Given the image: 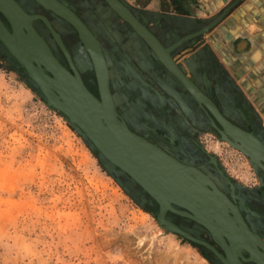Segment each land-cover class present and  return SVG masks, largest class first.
<instances>
[{
  "label": "rangeland",
  "instance_id": "1",
  "mask_svg": "<svg viewBox=\"0 0 264 264\" xmlns=\"http://www.w3.org/2000/svg\"><path fill=\"white\" fill-rule=\"evenodd\" d=\"M26 74L0 43V264H221L203 246L161 227L158 204L49 107ZM114 87L110 73L116 110L140 136L166 134L164 125L172 123L185 128L161 97L124 100L129 109ZM195 138L236 189L232 198L264 202V181L246 156L206 125ZM191 156L206 172L205 159ZM166 219L215 245L196 222L169 211Z\"/></svg>",
  "mask_w": 264,
  "mask_h": 264
},
{
  "label": "water",
  "instance_id": "2",
  "mask_svg": "<svg viewBox=\"0 0 264 264\" xmlns=\"http://www.w3.org/2000/svg\"><path fill=\"white\" fill-rule=\"evenodd\" d=\"M34 1L71 26L76 32L78 40H81L85 45L90 56L93 54L94 61L96 62V64L94 62L96 67L94 81L97 88H99L98 98L90 93L82 83V79L76 71L70 55L47 19L43 16L27 14L14 0H0V14L6 19L11 29V31L6 29L0 21V34L2 33V36L0 35V43L16 59L24 71L27 72L28 75H26L33 82V85L38 88L47 105L60 112L76 127L84 138L88 139L104 160L123 172L131 182L139 186L158 204L157 221L161 227L203 246L221 264H242L237 257L238 250L241 260L264 264V259L260 256L262 252L256 246L251 247L244 236L248 237L252 233L239 216L238 222L231 221V215L234 217L236 213L233 208L234 205L228 198L221 196L220 191L216 190L210 179L196 168H190L172 158L158 146L131 130L117 110H114L108 91L107 80L109 79L110 82V71L107 74L106 61H104L100 50V41L87 27L85 22L68 6L58 0ZM103 1L154 52L161 49V51H165L156 37L134 17L124 4L119 0ZM34 16H37L34 19L43 21L51 34L57 38L56 42L63 52L72 73L59 62L49 60L51 59V55L46 44L32 27V19L29 21ZM25 32L30 33L32 37L29 42L32 48H28V53L24 52V49H20L18 45L16 49L15 45H11L12 37L16 38L15 35L24 36ZM38 50L41 51V54L37 53ZM96 56L98 57V61ZM158 58L160 60L156 58V63L161 67L162 64L166 66L176 79L192 94L194 99L190 97L207 116L211 128L217 132L219 139L246 156L249 163L256 169L259 175L258 178L264 181V159L260 157L261 160L258 159V161L255 160L256 163H252L246 153L245 147L242 145L244 143L246 148L249 149L244 137L248 136V133L251 132L238 128L224 117L215 103L173 64L172 59L161 57V55ZM166 73L168 72L166 71ZM100 85H102V90L100 89ZM184 92L186 91L184 90ZM197 101L200 103H197ZM212 118L215 119L216 124L212 123ZM260 141L264 144L262 140ZM262 156L264 157V150ZM208 158H210V161L215 166V158ZM188 170L193 173L188 172ZM218 172L223 175L222 171L219 170ZM197 175L210 187L200 183L197 180L198 178H196ZM226 180L229 182L227 178ZM231 196L234 197L233 191L231 192ZM216 197L222 199V204L228 206L230 212L227 208L222 209V205H219ZM208 210L218 214L216 220L209 218ZM167 211L186 217L197 224H202L211 233L212 237H210L213 243L216 246L217 244L219 245L221 253L214 245L193 237L188 232L168 221L165 217ZM259 247L260 249H264L261 243ZM241 251L249 257L245 258L240 254Z\"/></svg>",
  "mask_w": 264,
  "mask_h": 264
},
{
  "label": "crops",
  "instance_id": "3",
  "mask_svg": "<svg viewBox=\"0 0 264 264\" xmlns=\"http://www.w3.org/2000/svg\"><path fill=\"white\" fill-rule=\"evenodd\" d=\"M119 1L162 46L173 49L172 59L224 117L264 142V0ZM63 2L100 41L112 92L124 106L131 109L124 100L134 97H161L182 118L178 125L202 130L204 112L103 0Z\"/></svg>",
  "mask_w": 264,
  "mask_h": 264
},
{
  "label": "flooded vegetation",
  "instance_id": "4",
  "mask_svg": "<svg viewBox=\"0 0 264 264\" xmlns=\"http://www.w3.org/2000/svg\"><path fill=\"white\" fill-rule=\"evenodd\" d=\"M14 1L27 14L39 15V16H43L47 19V21L49 22L52 29L58 35V37H59L60 41L62 42L64 48L67 50L68 54L70 55V58H71L73 64L75 65V67L77 66V62H78V64L81 66V68L86 70V72L89 74V78H87V76L84 73L80 74L81 79H82L83 83L85 84L86 88L88 89V91L90 93H92L95 97L98 98L97 85L96 84L94 85L92 83V79H94V71L91 68V63H90L91 60L89 57L85 56L84 48H83L80 40H78L77 34L74 31V29L71 26H69L65 21H63L61 18L53 15L50 11L41 7L34 0H14ZM58 1L65 4L66 6H68L78 16L77 12H75V10L73 9L72 6L63 2V0H58ZM110 10H112V9L110 8ZM0 21L4 24L6 29L11 31L8 22L6 21V19L1 14H0ZM31 25L34 28V30L36 31V33L49 46L51 52L53 53L55 58L58 60V62H60L63 66H65L67 68V70L69 72L72 73L71 69L69 68V66L67 64V60H66L63 52L61 51V49L59 48V46L56 42L57 38L51 34V32L49 31V29L47 28L45 23L43 21H41L40 19H34L31 21ZM87 27L89 28L88 25H87ZM26 34H29V33H26ZM27 40H28V37H27ZM69 42L71 43V47H69V44H70ZM177 43L172 48H175ZM79 55H81V59L83 57L81 62L78 58ZM164 69L167 72H169L165 67H164ZM175 80H176L175 82H177V84H179V82L177 81L176 78H175ZM179 86H181V85L179 84ZM181 88H183V87L181 86ZM183 90H185V89H183ZM189 96H191V94H189ZM172 125H173L172 128L169 125H164L165 126L164 130L166 131V134L165 133L161 134L160 132H157L156 134L148 133V137H145L142 135L141 136L144 137L145 139L149 140L150 142H152L153 144H155L156 146H158L162 150L168 152L170 155L178 158L183 163L191 164L190 163L191 159H192L191 155H194V157L197 158L198 160L201 157H203L206 161L203 165V166H205L206 172L208 174H210L212 177L216 176L218 178V179L216 178L218 180V183H221L222 187L218 183H216V181L214 183L217 186H219L221 188V190L228 197H230L232 199L234 204L238 207L243 220L246 222V224L248 225L250 230L253 231L259 238L264 240V230L262 232H260V231L258 232L257 225H256L259 223V224L263 225V228H264V202L253 200L254 203L251 202L249 204L248 202L244 203L242 201H238V200H235L234 198H232V196H231L232 188H233V192L236 190V189L234 190V186L226 180V177L224 175H221L218 172L220 170L218 163H216V165L214 166V164H212L213 162L210 161V158H206L205 156H203V154L201 153V151L199 149L201 146L198 144L197 139L195 138V135L201 130L198 131L196 129H190V128L183 129L182 126L177 127L174 123H172ZM204 125L208 126L210 129H212L210 123L208 122L207 116L205 118ZM194 132H196V133H194ZM197 152H199L198 155H196ZM202 171L205 172V170H202ZM201 228L204 229L203 227H201ZM191 235L195 238L198 237V236H195L194 234H191ZM244 254L246 257H248V255L246 253H244Z\"/></svg>",
  "mask_w": 264,
  "mask_h": 264
},
{
  "label": "bare ground",
  "instance_id": "5",
  "mask_svg": "<svg viewBox=\"0 0 264 264\" xmlns=\"http://www.w3.org/2000/svg\"><path fill=\"white\" fill-rule=\"evenodd\" d=\"M37 16H34V17H31L30 18V20L29 21H31V19L33 20L34 18H36ZM218 20V19H217ZM216 20V21H217ZM215 21V22H216ZM214 22V23H215ZM1 36H2V33L0 34ZM138 35V34H137ZM0 36V37H1ZM15 37L16 38H13L12 37V43H11V45L13 44V45H15V49L16 48H18L17 47V45L20 47V49H24V52H26V53H28V48L30 49V48H32V45L29 43L30 42V40H31V35H30V33L29 34H24V36L23 35H19V36H16L15 35ZM27 37H28V40H27ZM158 39V38H157ZM43 40V39H42ZM80 42H81V40H80ZM45 43V42H44ZM100 43V42H99ZM37 45H38V43H36ZM46 44V43H45ZM81 44H82V46H83V48H84V50H85V52H86V55L90 58V60H91V66H92V70L94 71V72H96L95 70H96V67H95V65H94V60H95V58H94V56H93V54L91 55L92 56V58H93V60H92V58H91V56L89 55V53H88V51H87V49H86V47H85V45L81 42ZM100 45V44H99ZM148 45V44H147ZM30 46V47H29ZM46 46H47V48H48V50H49V53H50V55H51V59H49L50 61H52V62H54V61H57L58 62V60L55 58V56L53 55V53L51 52V50H50V48H49V46L46 44ZM149 46V45H148ZM162 46V45H161ZM163 48H164V50L165 51H159V50H157L156 52H154V50H152L151 49V47L149 46V48L152 50V52H153V54H154V56L158 59V60H160L159 58H158V56H160L161 55V57H165V58H170V59H172L171 58V51L173 50V49H171V48H165L164 46H162ZM174 47V46H173ZM34 48V47H33ZM35 51H36V49H34ZM100 50H101V52H102V54H103V51H102V48H101V45H100ZM32 52V51H31ZM20 53V52H19ZM37 53H39V54H41V51H37ZM158 56H157V55ZM21 55V54H20ZM32 55H33V52H32ZM103 57H104V54H103ZM96 58H97V61H98V57L96 56ZM44 60V59H43ZM104 61H106L105 60V57H104ZM172 61H173V64H175L178 68H179V66L176 64V62L172 59ZM60 63V62H59ZM61 64V63H60ZM95 64H96V62H95ZM62 65V64H61ZM163 65V64H162ZM63 66V65H62ZM105 66H106V70H107V74H109V67H108V63L107 62H105ZM164 66V65H163ZM63 67H65V66H63ZM74 67H75V65H74ZM169 72H170V70L166 67V66H164ZM66 68V67H65ZM67 69V68H66ZM180 69V68H179ZM97 70H98V67H97ZM181 70V69H180ZM76 71L78 72V74L80 75V73H79V71L77 70V68H76ZM101 71V70H100ZM182 71V70H181ZM26 72V71H25ZM183 72V71H182ZM27 73V72H26ZM171 74H172V72H170ZM184 73V72H183ZM28 75V74H27ZM110 75V74H109ZM173 75V74H172ZM184 75H186L185 73H184ZM174 76V75H173ZM81 77V76H80ZM79 77V78H80ZM175 77V76H174ZM186 77H187V75H186ZM176 78V77H175ZM188 78V77H187ZM99 79H100V77H99ZM81 80V79H80ZM108 81V91H109V94H110V97H111V100H112V105H113V107H114V110L116 109V103H115V101H114V99H113V95H112V93H111V88H110V82H109V79L107 80ZM178 81V80H177ZM179 82V81H178ZM82 83H83V81H82ZM84 84V83H83ZM101 84V83H100ZM179 84L183 87V89H185V91H187L189 94H191L180 82H179ZM85 85V84H84ZM86 87V86H85ZM100 89L102 90V85H100ZM97 91H99V88H98V90ZM191 96H192V94H191ZM193 97V96H192ZM194 98V97H193ZM199 101H197V103H198ZM200 103V102H199ZM102 120V119H101ZM212 120H213V122L212 123H214V124H216L215 122V119L214 118H212ZM103 121V120H102ZM214 124H212V125H214ZM139 135V134H138ZM142 137V136H141ZM145 139V138H144ZM244 139L246 140V142H247V146L249 147V149L248 148H246V146H245V144L243 143L242 145L245 147V149H246V153H247V155H248V157H249V159L251 160V162L252 163H254L255 162V160H257L258 161V159H260L261 160V158L260 157H262L263 159H264V157L262 156V154H263V150H264V144L256 137V136H254L253 134H251V133H248V136H246V137H244ZM147 140V139H146ZM149 141V140H148ZM150 142V141H149ZM152 143V142H151ZM153 144V143H152ZM155 145V144H154ZM161 149V148H160ZM162 150V149H161ZM162 151H164V150H162ZM166 154H168L169 156H171L172 158H174V159H176L177 161H179V162H181L178 158H176V157H174V156H172V155H170L168 152H166V151H164ZM250 154H252V156H253V158H252V156H250ZM182 164H185L186 166H188V167H190V168H196L198 171H200L201 173H203L206 177H208V179H210V181L213 183L212 185L216 188V190L219 192L220 191V193H221V196H223V197H226V198H228V200L234 205V209H235V211H236V213H235V216L233 217V215H231L232 216V218H231V221H233V222H235V221H237L238 222V220H239V218H238V216L240 217V218H242V216H241V214H240V211H239V209H238V207L234 204V202L232 201V199L230 198V197H228L222 190H221V188L219 187V186H217L213 181H212V179L204 172V171H202L201 169H199L198 167H196V166H194V165H192V164H187V163H183V162H181ZM256 163V162H255ZM188 172H192V171H190V170H188ZM193 173V172H192ZM196 178H198L197 180L200 182V183H203L204 185H206V186H209V185H207V183L199 176V175H197V177ZM210 187V186H209ZM232 191H233V189H232ZM213 194L214 195H216L214 192H213ZM220 197V196H219ZM219 197H216V199H217V202H219V205H222V209H224V208H227L228 209V211H229V208H228V206H224L223 204H222V199L221 198H219ZM213 204L215 205V203L213 202ZM209 211V218L210 219H214V220H216V217L218 216V214L216 213V212H212L211 210H208ZM230 212V211H229ZM165 217H166V214H165ZM242 220H243V218H242ZM243 222L246 224V222L243 220ZM201 227H203L209 234H210V236H211V233L202 225V224H199ZM237 226H238V224H237ZM246 226H247V228L250 230V228L248 227V225L246 224ZM250 232L252 233V235H250V236H246V235H244L245 236V238H247V242H248V244L251 246V247H253V246H256L262 253L260 254V256L262 257V259H264V249H260V243H261V245L262 246H264V240H262L261 238H259L253 231H251L250 230ZM221 234V233H220ZM221 236L222 237H224L225 238V236L223 235V234H221ZM212 237V236H211ZM215 246V245H214ZM217 246H219L218 244H217ZM215 248L221 253V251L219 250V248H217L216 246H215ZM264 248V247H263ZM243 249V248H242ZM223 253V252H222ZM240 254H242L245 258H248V257H246L245 256V254H244V252H240ZM237 257L239 258V261L242 263V264H256L255 262H250L249 260H247V261H243V260H241V258H240V256H239V250H238V252H237ZM259 262H261V261H259Z\"/></svg>",
  "mask_w": 264,
  "mask_h": 264
}]
</instances>
